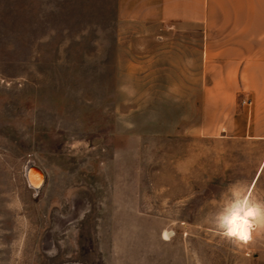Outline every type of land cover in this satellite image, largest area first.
Segmentation results:
<instances>
[{
  "label": "rangeland",
  "instance_id": "obj_1",
  "mask_svg": "<svg viewBox=\"0 0 264 264\" xmlns=\"http://www.w3.org/2000/svg\"><path fill=\"white\" fill-rule=\"evenodd\" d=\"M253 23L0 0V264H264V229L236 247L211 225L264 202Z\"/></svg>",
  "mask_w": 264,
  "mask_h": 264
},
{
  "label": "crops",
  "instance_id": "obj_2",
  "mask_svg": "<svg viewBox=\"0 0 264 264\" xmlns=\"http://www.w3.org/2000/svg\"><path fill=\"white\" fill-rule=\"evenodd\" d=\"M118 20H133L138 23L149 21H178L200 24L206 21L235 20L253 33V20H264V0H113ZM259 33V32H258ZM170 239V238H169ZM168 239V240H169Z\"/></svg>",
  "mask_w": 264,
  "mask_h": 264
},
{
  "label": "clouds",
  "instance_id": "obj_3",
  "mask_svg": "<svg viewBox=\"0 0 264 264\" xmlns=\"http://www.w3.org/2000/svg\"><path fill=\"white\" fill-rule=\"evenodd\" d=\"M250 196L237 202L227 215L219 216L211 223L217 235L236 247L248 245L253 240V232L259 235L258 230L264 229V202L251 200Z\"/></svg>",
  "mask_w": 264,
  "mask_h": 264
},
{
  "label": "bare ground",
  "instance_id": "obj_4",
  "mask_svg": "<svg viewBox=\"0 0 264 264\" xmlns=\"http://www.w3.org/2000/svg\"><path fill=\"white\" fill-rule=\"evenodd\" d=\"M28 180L31 186H39L43 181L42 172L36 167H29L27 171Z\"/></svg>",
  "mask_w": 264,
  "mask_h": 264
},
{
  "label": "water",
  "instance_id": "obj_5",
  "mask_svg": "<svg viewBox=\"0 0 264 264\" xmlns=\"http://www.w3.org/2000/svg\"><path fill=\"white\" fill-rule=\"evenodd\" d=\"M29 167H35V166H33L32 164H30V165L27 167V170L29 169ZM36 168H37V167H36ZM27 170H26V172H27ZM42 183H43V181H42ZM42 183H41L39 186H34V188H35V189L40 188V186L42 185Z\"/></svg>",
  "mask_w": 264,
  "mask_h": 264
}]
</instances>
